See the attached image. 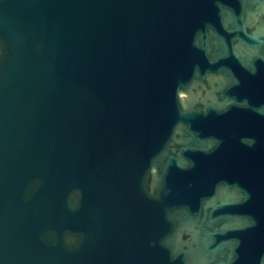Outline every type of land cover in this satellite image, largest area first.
Returning <instances> with one entry per match:
<instances>
[{
    "label": "water",
    "instance_id": "95a60500",
    "mask_svg": "<svg viewBox=\"0 0 264 264\" xmlns=\"http://www.w3.org/2000/svg\"><path fill=\"white\" fill-rule=\"evenodd\" d=\"M0 264H264V0H0Z\"/></svg>",
    "mask_w": 264,
    "mask_h": 264
}]
</instances>
